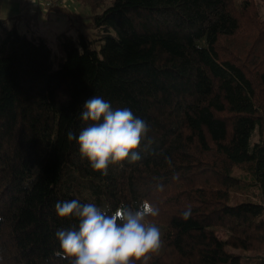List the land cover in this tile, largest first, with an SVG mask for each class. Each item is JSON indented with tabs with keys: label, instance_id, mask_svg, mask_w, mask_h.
I'll return each instance as SVG.
<instances>
[{
	"label": "trees",
	"instance_id": "1",
	"mask_svg": "<svg viewBox=\"0 0 264 264\" xmlns=\"http://www.w3.org/2000/svg\"><path fill=\"white\" fill-rule=\"evenodd\" d=\"M87 1L93 35L53 31L49 41L41 27L29 33L0 17V264H69L55 254V233L78 219L55 204L72 199L109 214L158 208L146 221L163 248L149 264H264L257 0ZM59 2L42 5L58 11ZM28 11L21 16L36 24ZM93 96L149 126L141 159L107 175L67 138L87 126L79 114ZM235 191L258 199L234 201Z\"/></svg>",
	"mask_w": 264,
	"mask_h": 264
},
{
	"label": "clouds",
	"instance_id": "2",
	"mask_svg": "<svg viewBox=\"0 0 264 264\" xmlns=\"http://www.w3.org/2000/svg\"><path fill=\"white\" fill-rule=\"evenodd\" d=\"M80 117L88 122L77 136L69 131V141L75 140L82 157L93 170L108 174L109 165L129 163L141 159L138 149L147 139L149 126L134 115L131 109H113L110 102L99 96L86 100ZM150 145L152 140L147 141ZM171 163L170 158L165 157ZM174 174L173 179H178ZM163 190V185H159ZM60 217L78 219V229H59L55 233L60 251L55 254L69 264H149L163 248L161 231L147 217H156L159 209L145 201L139 210L119 207L109 214L93 203L81 204L75 199L57 202ZM187 220L191 207L182 213Z\"/></svg>",
	"mask_w": 264,
	"mask_h": 264
},
{
	"label": "rangeland",
	"instance_id": "3",
	"mask_svg": "<svg viewBox=\"0 0 264 264\" xmlns=\"http://www.w3.org/2000/svg\"><path fill=\"white\" fill-rule=\"evenodd\" d=\"M38 1L40 2L39 5ZM42 1L35 0V3L31 4V0H0V17L8 19L9 26L15 22L20 30L29 33L41 27L43 29L42 32H46L48 37H50L48 38L49 41L53 39L51 32L54 30L67 31L73 35H77L80 30L90 35H93V31L96 32L95 28H91L88 25L93 10L87 0H63L62 7L64 9L58 11L49 10L48 12H46V9L42 5ZM106 1L108 2V0ZM257 4L259 5L261 17L264 18V0H257ZM57 5H59V2ZM26 9H29L30 12H37V17L34 19L36 24L34 22L26 24L24 16H21V13ZM47 26L53 29V31L47 28ZM38 32H41V30ZM243 198L258 199V196L245 191H235L233 193L234 201ZM219 234L223 236L224 231H219Z\"/></svg>",
	"mask_w": 264,
	"mask_h": 264
},
{
	"label": "built area",
	"instance_id": "4",
	"mask_svg": "<svg viewBox=\"0 0 264 264\" xmlns=\"http://www.w3.org/2000/svg\"><path fill=\"white\" fill-rule=\"evenodd\" d=\"M58 0H43V3H44V5H48V6H55V5H57L58 4ZM59 5H60V2H59ZM59 5H57V6H59Z\"/></svg>",
	"mask_w": 264,
	"mask_h": 264
},
{
	"label": "crops",
	"instance_id": "5",
	"mask_svg": "<svg viewBox=\"0 0 264 264\" xmlns=\"http://www.w3.org/2000/svg\"><path fill=\"white\" fill-rule=\"evenodd\" d=\"M50 27L51 28H53V26L52 25H50ZM47 28H49V26H47ZM51 28H49V29H51ZM42 31V30H41ZM51 31H53V29L51 30ZM54 31H57V30H54ZM61 31V30H60ZM52 33V32H51ZM46 34V33H45ZM47 35V34H46Z\"/></svg>",
	"mask_w": 264,
	"mask_h": 264
}]
</instances>
